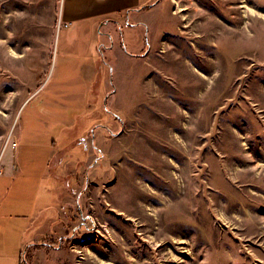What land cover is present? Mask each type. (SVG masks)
I'll list each match as a JSON object with an SVG mask.
<instances>
[{"label":"rangeland","instance_id":"rangeland-1","mask_svg":"<svg viewBox=\"0 0 264 264\" xmlns=\"http://www.w3.org/2000/svg\"><path fill=\"white\" fill-rule=\"evenodd\" d=\"M157 2L55 34L57 0H0V172L33 216L0 264L70 195L64 264H264V0Z\"/></svg>","mask_w":264,"mask_h":264},{"label":"crops","instance_id":"crops-1","mask_svg":"<svg viewBox=\"0 0 264 264\" xmlns=\"http://www.w3.org/2000/svg\"><path fill=\"white\" fill-rule=\"evenodd\" d=\"M57 1L59 9L57 14H55V34L58 32L59 27H62L63 25L64 27H69L89 19L96 20L95 26L102 23V27L104 24L113 26L121 21H128L129 27L131 28L140 29L145 27V25L148 27L150 19L156 16L158 8L157 0ZM134 40L135 39L133 38V41ZM55 49L54 45L50 53L51 60L54 59ZM18 169L19 168L15 163L14 167H10L7 171L0 172V224L3 223L4 219H6L5 216H10L15 219L17 223L25 225L24 230L26 231L33 217L31 216L30 219L27 220L29 216L28 212L25 210L28 207V203L26 202V193H30V189H27L28 187L23 184L24 180L21 181L20 179L21 175L19 173H24V170L22 171ZM57 176L64 178V175ZM69 187L67 192L72 194L71 192L73 190ZM71 202V195L65 199L63 196V200H61V203L58 205L59 210L56 213L57 215L49 217L47 212H44L42 215H40L41 213L38 214V218H41L42 224L52 223L54 225V231L50 232V230H47L44 234L38 232L37 234L29 236L27 241H24L25 238H23L20 246L25 248L24 250L27 249L32 251L31 255H28V259L31 262L30 264H64V261L66 260L65 257H67L66 252L61 247H57L55 241H52V239L56 236L61 237L64 232L66 226L65 224L68 220V216L64 212V207L72 204ZM18 204H20V206H17ZM61 207H63L62 212L64 214L60 211ZM47 238L49 239L46 240ZM17 242L20 243V239ZM44 253L49 255L48 260L41 258ZM22 258L28 260L25 251L23 252Z\"/></svg>","mask_w":264,"mask_h":264},{"label":"built area","instance_id":"built-area-1","mask_svg":"<svg viewBox=\"0 0 264 264\" xmlns=\"http://www.w3.org/2000/svg\"><path fill=\"white\" fill-rule=\"evenodd\" d=\"M14 145H17V142L14 141ZM20 264H29L28 261L25 258H22L20 261Z\"/></svg>","mask_w":264,"mask_h":264}]
</instances>
